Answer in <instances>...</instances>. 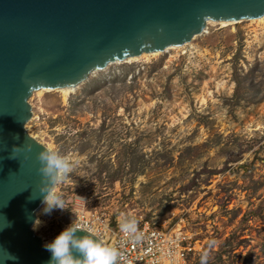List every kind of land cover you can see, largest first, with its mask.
Wrapping results in <instances>:
<instances>
[{
	"label": "rangeland",
	"instance_id": "rangeland-1",
	"mask_svg": "<svg viewBox=\"0 0 264 264\" xmlns=\"http://www.w3.org/2000/svg\"><path fill=\"white\" fill-rule=\"evenodd\" d=\"M110 63L66 96L32 92L24 128L74 163L39 214L44 243L88 214L193 234L189 264H264V23H209L181 49Z\"/></svg>",
	"mask_w": 264,
	"mask_h": 264
},
{
	"label": "water",
	"instance_id": "water-1",
	"mask_svg": "<svg viewBox=\"0 0 264 264\" xmlns=\"http://www.w3.org/2000/svg\"><path fill=\"white\" fill-rule=\"evenodd\" d=\"M263 14L264 0H0V225L11 222L0 229V246L17 257L6 264L50 257L32 230L42 205L36 154L46 148L24 128L32 92L73 89L110 63L189 43L207 21ZM23 144L31 151L10 158Z\"/></svg>",
	"mask_w": 264,
	"mask_h": 264
},
{
	"label": "clouds",
	"instance_id": "clouds-1",
	"mask_svg": "<svg viewBox=\"0 0 264 264\" xmlns=\"http://www.w3.org/2000/svg\"><path fill=\"white\" fill-rule=\"evenodd\" d=\"M18 139V136L14 137ZM23 148L31 151V144L13 145L10 158L17 157L18 152ZM40 162L39 171L41 173V183L39 192L42 197L43 207L40 210L43 214H51L53 209H65V199L62 193L56 190V186L61 184L69 176L74 167L73 161L68 155L54 149L42 148L37 154ZM32 195L28 199H35ZM77 207H83L87 201L83 195L77 194ZM5 218V223L0 225V229L9 227L11 222ZM31 219V217H29ZM41 220L36 217L32 227L36 230ZM120 229L132 239H138L139 233L136 228V220L131 216H122ZM77 230H83V235H78ZM205 249L200 256L201 264H207L208 254L211 247ZM49 252L50 257L46 264H117L122 253L112 245L105 243L95 229L88 227L82 228L73 220L64 227L51 241L43 245ZM17 257L8 251L7 248L0 246V264L6 261L16 260Z\"/></svg>",
	"mask_w": 264,
	"mask_h": 264
},
{
	"label": "built area",
	"instance_id": "built-area-1",
	"mask_svg": "<svg viewBox=\"0 0 264 264\" xmlns=\"http://www.w3.org/2000/svg\"><path fill=\"white\" fill-rule=\"evenodd\" d=\"M77 221L82 228L96 230L105 243L117 247L122 253L117 264H189L191 255L200 249L189 231L181 228H158L140 216L136 220L138 239H132L120 229V223L111 225L103 216L88 214L77 207Z\"/></svg>",
	"mask_w": 264,
	"mask_h": 264
},
{
	"label": "bare ground",
	"instance_id": "bare-ground-1",
	"mask_svg": "<svg viewBox=\"0 0 264 264\" xmlns=\"http://www.w3.org/2000/svg\"><path fill=\"white\" fill-rule=\"evenodd\" d=\"M257 22H261V23H264V14L262 17L256 19ZM214 21H207L205 26L209 23H213ZM231 22H234V21H219L218 23L221 24L222 26H225V25H228L229 23ZM238 22V21H237ZM187 44V43H186ZM182 48V45L181 46H171V47H168L166 48L165 50H171V49H181ZM156 54H158L157 52L155 53H141L139 56H136V57H131V58H127L126 61H131V60H137V59H140V58H146V57H150V56H155ZM47 89H39L38 93H41V92H44L46 91ZM72 90H74V88H62V89H56L55 91H59L61 93H63V96L65 97L67 93H70ZM43 207V204L39 207V209L36 211V215L38 216L39 214H41L42 212L40 211ZM32 230H33V227H32Z\"/></svg>",
	"mask_w": 264,
	"mask_h": 264
}]
</instances>
